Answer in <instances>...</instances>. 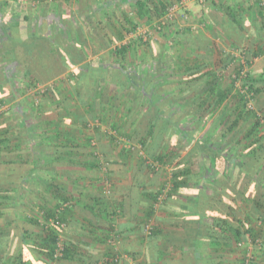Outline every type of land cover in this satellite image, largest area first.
<instances>
[{
  "label": "trees",
  "instance_id": "16d2710c",
  "mask_svg": "<svg viewBox=\"0 0 264 264\" xmlns=\"http://www.w3.org/2000/svg\"><path fill=\"white\" fill-rule=\"evenodd\" d=\"M34 1L39 4L28 1L23 11L17 10L19 7L15 0L2 5L21 16L28 24L21 28L12 21L8 34L13 40L19 30L27 33V39L46 36L52 46V53L60 55L59 59L66 68L76 70L68 76L73 100L79 101L81 106L91 103V108L86 112L88 118L98 115L100 119H97L102 126L111 127L115 131L111 138L117 147L114 148L118 151L117 157L129 159L130 156H136L142 171L146 170L152 175L158 173L164 178L158 190L147 193V199L151 201L148 218L153 216L152 206L164 195L165 189L163 203L172 201L178 192H182L187 199L181 203V207L192 218L183 219L180 235H174L170 242L172 247L179 244L184 248L175 264H206L208 259H202L206 251L210 248L217 250L222 246L230 251L242 248L236 256L239 264H258L252 253L247 258L249 249L244 246L257 243L255 228L258 222H263L261 214L264 210V107L261 102L264 75L255 76L250 72L251 60L243 55L245 50L249 51L250 45H247L252 41L251 57L264 54V21L251 24L252 33L246 35L249 32L245 25L248 16L243 4H249L250 0H206L202 8L209 14L202 16L199 23L202 26L197 27L195 32L188 26L171 31L170 21L165 20L168 9L181 0H135L132 14H121L118 33L110 31L105 20L99 17L100 12L93 10L88 0H82L81 12H76V15L82 18L92 36L91 53L102 51L98 59L92 60H86L83 48L86 51L88 48L83 43L82 56H76L81 52V44L71 21H66L67 18L72 20L74 13L69 12L68 17L55 11L43 19L40 17L43 12L37 15L33 5L44 4L46 0ZM254 3H258L260 12L264 10L261 0H255ZM247 8L252 9L250 4ZM261 13H258V19H262ZM45 21L50 26L49 33ZM139 27L151 29L157 36L162 35L164 49L160 46L159 49L150 31L142 39H127L121 43L127 36L135 34ZM60 30H68L76 41L65 43L57 32ZM255 41H260L259 45ZM139 46L146 47L142 54L147 55L149 60L146 61L143 55L138 54ZM224 47L235 51L238 59L243 56V61L240 62ZM170 51L174 52L173 56ZM74 52H77L75 59ZM230 67L232 69L228 70ZM244 68L247 69L245 72ZM162 76L166 77V81H163ZM109 86L114 87V90L109 91ZM53 95V89L46 87L37 105H34L33 100L31 102L35 109H39L43 99H52ZM249 101L252 103L251 109L246 106ZM115 104H118V108L112 114V122H109L110 118L105 114ZM60 107L67 109L68 106ZM118 114H123L124 120L120 122L126 126L120 133L118 130L121 125L117 126L118 122L115 121ZM211 120L219 125L218 139L212 138L209 133L199 135ZM88 125L86 119L82 120L84 128ZM131 126L137 136L145 127L147 137L126 138V142L134 145L126 149V143L121 138L128 134L132 138L133 132L129 130ZM3 142L0 131V148ZM216 142H223L222 146L218 148ZM85 151L90 153L91 169L105 175L102 188L105 195L92 197V202L84 209L95 216H102L110 224L109 229L114 235V241H117L119 233L114 230L112 220L121 217L123 213L120 209L117 214L116 207L112 208L110 204L109 166L113 161L103 155L101 159L94 153L104 151V148L101 146L98 149L92 138L85 139ZM196 159L200 160L202 166L198 173H194L192 168ZM220 160L224 162L225 170L218 175L214 167ZM14 162L0 161L1 165L9 164L7 171L0 168V203L22 197L21 192L27 198L32 196L31 190L15 186V172L11 167ZM211 170L213 175L209 174ZM205 176H208V183L202 187ZM218 176L224 179L215 187L214 182ZM80 201L74 203L73 197L65 196L52 209L42 208L37 217L31 215L26 221L6 219V225H23V230L10 232L8 228L0 229V264H63L68 260L82 261L79 241H72L66 235V228L69 227L66 216L70 215L76 205L82 209ZM4 215L5 212L0 210V218ZM159 220L156 219L157 222ZM137 224L140 225L139 222ZM129 230L126 235H130L135 227ZM150 230L144 235L147 238V251L144 255L142 250L119 251L114 246L99 259L85 264H99L106 257L109 258L106 264H168L173 261H166L159 249V229L154 227ZM140 231L143 232V228ZM140 237L144 240L143 236ZM59 243L62 247L61 256L56 255Z\"/></svg>",
  "mask_w": 264,
  "mask_h": 264
},
{
  "label": "crops",
  "instance_id": "0c3cea01",
  "mask_svg": "<svg viewBox=\"0 0 264 264\" xmlns=\"http://www.w3.org/2000/svg\"><path fill=\"white\" fill-rule=\"evenodd\" d=\"M28 1L38 3L34 0ZM254 1L250 0L249 4L252 9L249 10L247 8L249 4H243L248 16L245 20V25L249 32L246 35L252 33L251 24L264 21V10L261 13L258 3L255 4ZM6 2H9V0H0V100L9 107V112L0 121L1 138L4 139V145L0 148V161H15V164L11 165L15 172L13 176L16 181L15 186L31 190L32 196L27 198L25 197L26 194L21 192L22 197L10 198L6 202L0 203L2 204L0 210L3 213L5 212V215L0 218V229L8 228L10 232L22 231L23 225L16 226L15 223L6 225L5 220L26 221L29 217H32L31 215L37 217L41 213L42 208L52 209L63 197H73L74 203L82 200V209L76 205L70 215L66 216V221L69 223V227L66 228V235L72 241H79L82 261L68 260L63 264H85L86 262L99 259L110 251L111 246L107 240L108 237L113 235L108 226L110 224L99 214L95 216L84 209L86 205L92 202V197H103L105 195L102 192L105 175L91 169L92 160L89 156L90 153L85 151V139L88 137L96 142L98 149L101 146L104 148V151H96L94 153H97L101 159L107 157L109 161H113L109 166V178L112 184H110V204L112 208L116 207L115 211L117 214H119L120 209L123 213L121 217H115L112 220L114 230L119 233L118 240L114 242L116 249L119 251L134 250L136 252L142 250L144 255L147 251V238L144 235L151 231V228L157 227L160 237L158 246L164 255V259L166 261L169 259L173 260L169 261L168 264L177 263L181 253L184 252V248L179 244H174L175 246L172 247L170 242L174 235H180L183 219L192 218L187 216L183 212V207H181V203L187 199L184 198L182 192H178L172 201L167 203H163V199L152 206L154 210L153 216L150 219L148 218L147 212L151 201L147 199V193L152 190H158L163 177H160L161 175L158 173L152 175L146 170L142 171L139 159L136 156H130L129 159L117 157L118 151L114 149L117 147L111 138L115 131L111 127L102 126L98 120L100 119L98 115L97 117L94 115L88 118L86 112L91 108V103L81 106L79 101L72 98L68 76L76 70L66 68L59 59L60 55L52 53V46L46 36L27 39V33L19 30V34H16L13 40L8 34L11 22L18 23L21 28L28 24L21 16L15 15L10 8L2 6ZM134 2L135 0H88L89 6L93 10L100 12L99 17L105 20L108 28L113 33H118L117 28L120 27V22L122 21L121 14L128 12L129 15L132 14ZM261 2L264 7V0H261ZM38 4L33 5L34 11L37 15L43 12L44 16L43 14L40 16L43 19H47L46 17H49L55 11H60L64 16L68 17L69 12L74 13L73 19L69 20L67 18L66 21H71V26L76 30L78 42L81 44V52L77 55V52H74L73 58L75 55L77 57L82 56V48L84 46L89 50L86 51L83 48L87 56L86 60L99 58L102 51L96 52V54L91 53L92 36L88 32L86 24L82 22V18L76 15V12H81L82 0H70L68 2L46 0V3ZM24 6L19 7L17 10L23 11ZM197 12H199L196 15L197 21L195 19L192 23L201 28L202 25L199 23L202 16L204 17L205 14L209 13L202 7ZM258 13H261L262 19H258ZM37 15L35 17H38ZM192 18H195L194 14ZM45 23L46 31L49 33L50 26L47 21ZM193 28L191 27V29ZM32 31L33 28L31 29ZM57 32H59V36L61 35L65 43L72 44L76 41L68 30ZM48 33L46 32V35ZM125 39L121 43H124ZM18 40L22 42L20 43ZM82 43L84 46H82ZM256 43L259 45L260 41ZM249 45V51L245 50L243 55L251 60L250 72L255 76L264 75V54L252 58L254 42L252 41L247 46ZM114 47L115 45L111 49ZM224 48V50H229L227 47ZM229 52L234 54L236 58L238 57L235 51L229 50ZM173 55L174 53H172ZM243 59V56H239L238 60L242 62ZM230 69L232 67L228 68V70ZM162 78L163 81H166L165 76H162ZM36 85L52 88L54 91L53 98L43 99V105L39 109H35L32 104H29L33 97L28 94V89ZM111 90L113 91L114 87L109 86V91ZM261 97L264 107V94ZM67 99H72V101L67 102ZM82 100L83 102L86 101L84 98ZM87 102L90 101L88 100ZM60 105L68 107L65 109L60 107ZM117 108L118 104L112 105L109 113L105 114L107 118H110L109 122H112V114ZM122 116L123 114H118L115 117V121L118 122L117 126L121 125L118 130L119 133L126 129L125 123L122 124L120 122V120H124ZM85 119L89 124L87 128L82 126V120ZM180 122L182 123V121ZM211 123H214V121H209L203 127L204 131L201 132L204 133ZM129 130L133 132L132 138L130 134L121 138L126 143L124 146L126 149L134 146L126 142L128 141L126 138L138 139L147 137V133L144 131L145 127H142L138 136L135 131H132L134 130L133 126ZM112 142L114 145H112ZM137 146H135L136 149ZM135 148L131 147V149ZM139 154L142 155V152L139 151ZM102 155L103 157H101ZM27 160L31 163L26 162ZM199 164L195 163L192 166L194 173L202 170V166ZM7 165L9 164H0V168L3 171H7ZM216 167H214V170ZM212 173L213 171L211 170L209 174ZM202 183V187L208 183V176L204 177ZM214 183L216 187L219 186L220 182L216 181ZM209 187L212 186L210 185ZM262 212L263 222H258L255 228L258 237L256 239L257 243L254 246L244 245L248 248L251 246V252L258 264H264V210ZM157 218L160 219L159 222L156 221ZM138 222L140 225L137 224ZM134 227L135 230L130 235H126L130 231L129 229L132 230ZM142 228L143 232L140 231ZM140 236H143L144 240H141ZM241 250L242 248L230 251L229 248L224 246L217 250L210 248L202 256V259H208L206 264H237L239 261H237L236 256Z\"/></svg>",
  "mask_w": 264,
  "mask_h": 264
},
{
  "label": "rangeland",
  "instance_id": "374dc122",
  "mask_svg": "<svg viewBox=\"0 0 264 264\" xmlns=\"http://www.w3.org/2000/svg\"><path fill=\"white\" fill-rule=\"evenodd\" d=\"M167 1H171L172 2V1H175V0H167ZM202 6H203V4H199L197 1H194V2H186V4H184L181 7H179V9L176 12H173V16L170 19V22L169 23H170V25L172 27V28H170V30L173 31L176 28H182V27H187L188 26L190 28L191 27H194L192 29V31L195 32L196 31V28H197V25L195 23H192V21H194L195 19L197 21L196 15H198V13H199L197 11H199V9H201ZM183 14L185 15V17H187L186 19L182 18V15ZM193 14L195 15V18H192ZM165 19H166V17H165ZM203 30H206V29H203ZM147 31H150L154 35V38H156V41H157V46L158 47L160 46L161 49H164V39H163V36L162 35L161 36H157L156 34L153 33L154 31H152L151 29H147V28L139 27L138 29H136L135 34H133V35L131 34V35L127 36L125 40H127V38H129V41H131L132 39H134V38H137L138 39L139 37L142 39L143 37L146 36V32ZM165 33L167 35L169 34V33H167V31ZM167 35H164V36L167 37ZM160 47H159V49H160ZM171 47H173V46H171ZM145 48L146 47H144V46H139L138 47V51H139L138 54L141 55V56L143 55L145 57V60L147 61V60H149L148 56L142 54L145 51ZM170 52H171L170 55H172V53H174L173 51H170ZM132 56L134 57V55H132ZM29 104L30 105L31 104L33 105V103H31V100H30V103ZM259 115L262 116L263 113H260ZM218 130H219V125H216L215 123H211L208 126V128L205 130L204 133H206V132L212 133V134H210L212 136V138L214 137V139L215 138L218 139V135H219ZM200 134H203V132H201ZM222 143L223 142H221V144ZM221 144H219V142H216V145L218 146V148L220 146H222ZM195 163H198L199 164L200 163V160L199 159H196L195 160ZM216 170H217L216 172H217L218 175L219 174H222L224 172V170H225L224 162H221V160H220V162H218V164H217ZM222 179H224V178L221 177V176L220 177L218 176V178L216 179V181H221ZM250 247L248 248L249 250H248V253H247L249 255H251V253H252L251 252L252 250H251Z\"/></svg>",
  "mask_w": 264,
  "mask_h": 264
},
{
  "label": "built area",
  "instance_id": "2783aa9c",
  "mask_svg": "<svg viewBox=\"0 0 264 264\" xmlns=\"http://www.w3.org/2000/svg\"><path fill=\"white\" fill-rule=\"evenodd\" d=\"M194 1H197L199 4H203L206 0H181L179 3H176L174 4L173 6H171L168 11H167V15H166V19L170 21L171 17L173 16V12H176L179 7H181L182 5L186 4V2H194ZM28 2L27 0H15V4L18 6V7H22L24 5H26ZM262 4V3H261ZM183 18H186L185 15H183ZM247 69L244 68V72L246 71ZM28 94L32 95V100H33V103L34 105L36 106L37 103H38V100H39V97L41 95H43L45 92H46V87L45 86H38L36 85L35 87H30V89H28ZM243 92L245 93V90H243ZM246 94V93H245ZM247 95V94H246ZM246 99H248V95L246 96ZM251 102L249 101L247 103V109H251ZM9 112V107L2 103L0 104V121L2 119V117L7 114ZM168 187V186H167ZM166 187V188H167ZM166 190V189H165ZM165 190H163V194L164 195H161L159 198H158V202H161L163 199H164V196H165ZM107 193V192H106ZM114 238H113V235H111L110 239L108 240V243L110 244L111 247H114ZM58 245V250L56 252V255H60V252L62 250V247H61V243L57 244ZM247 258L249 259L250 258V255H247ZM115 261L116 262H119L117 258H115ZM109 262V258L106 257L102 262H100L99 264H106Z\"/></svg>",
  "mask_w": 264,
  "mask_h": 264
}]
</instances>
